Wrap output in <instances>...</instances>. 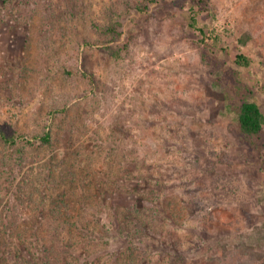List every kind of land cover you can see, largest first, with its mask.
<instances>
[{"label": "rangeland", "instance_id": "1", "mask_svg": "<svg viewBox=\"0 0 264 264\" xmlns=\"http://www.w3.org/2000/svg\"><path fill=\"white\" fill-rule=\"evenodd\" d=\"M191 4L157 0L138 14L145 0H0V127L18 136L0 138V231L6 215H28L51 242L38 202L71 180L123 202L122 217L131 192L156 201L144 184L159 203L174 199L158 225L183 256L152 264H264V129L241 135L225 94L230 68L264 110V0H208L199 20L208 43L221 39L211 51L189 25ZM112 23L120 57L100 48ZM241 52L250 66L233 61Z\"/></svg>", "mask_w": 264, "mask_h": 264}, {"label": "trees", "instance_id": "2", "mask_svg": "<svg viewBox=\"0 0 264 264\" xmlns=\"http://www.w3.org/2000/svg\"><path fill=\"white\" fill-rule=\"evenodd\" d=\"M156 2L157 0H145V5L139 6L137 13H147ZM207 11L208 0H192L189 25L200 33L205 46L211 51L214 46H219L221 39L220 35L215 33L212 43H208L207 28L199 20V15ZM104 32L109 34V38L100 43V48L114 57H120L127 49V44L123 43V30H120L119 25L112 23ZM214 60L216 68L219 69L218 66L223 65L222 59L217 56ZM233 61L239 66L248 67L252 59L241 52L233 56ZM229 69L225 72L235 77V89L233 91L226 89L228 91L225 93L229 106H234L232 110L241 135L253 138L264 129V110L260 102L254 98L253 90L247 91L243 81H239V74L233 71L230 73ZM83 74L92 76L85 71ZM219 84L224 83L219 81ZM231 84L232 82L229 83ZM0 138L7 143L15 144L18 136L9 134L0 127ZM40 140L49 144L52 142V134L47 132ZM152 176L154 175L150 178ZM147 179L149 177H145L144 181ZM140 180L143 182V179ZM68 182L70 185L65 184L55 196H50L48 203L42 198L38 202L41 211L46 204L49 206L47 220L54 229L51 242H47L48 239L40 227H30L32 216L18 214L12 217L5 216L6 230L0 231V254L4 259L0 257V264H143L147 259L152 264L166 255L167 258L171 256L178 260L183 257L177 253L179 240L176 235L160 230L158 225L162 215L170 216L167 208L173 203V198L167 205L161 204L159 203L161 191L156 188L148 189L149 187H144L143 184L139 190L145 192L151 190L150 193L154 195L156 201L154 202L150 195L143 193L141 196L140 193L135 196L131 192L129 197L134 203L129 208L132 212L122 217L119 210L120 201L117 199L113 204L112 197H105L100 193L96 201L97 194L90 183L87 185L85 181L78 180L76 183L72 180ZM134 185L130 190L136 193L134 190H137V187ZM119 187L121 188V185ZM77 188L81 191L79 195L75 191ZM108 198L110 208L106 205L109 202ZM146 201L152 204L147 213L148 220L140 214L145 208ZM173 216L175 218V214H172V218ZM35 219L37 221L38 216ZM15 237L18 238L17 242L14 241ZM167 244L171 247L169 251ZM114 246L116 247L112 250ZM7 255H11V259H8Z\"/></svg>", "mask_w": 264, "mask_h": 264}]
</instances>
